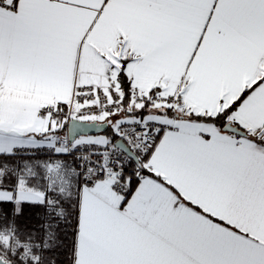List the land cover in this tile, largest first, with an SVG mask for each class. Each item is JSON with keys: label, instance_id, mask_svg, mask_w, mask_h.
Masks as SVG:
<instances>
[{"label": "snow or ice", "instance_id": "1", "mask_svg": "<svg viewBox=\"0 0 264 264\" xmlns=\"http://www.w3.org/2000/svg\"><path fill=\"white\" fill-rule=\"evenodd\" d=\"M0 264H264V0H0Z\"/></svg>", "mask_w": 264, "mask_h": 264}, {"label": "trees", "instance_id": "2", "mask_svg": "<svg viewBox=\"0 0 264 264\" xmlns=\"http://www.w3.org/2000/svg\"><path fill=\"white\" fill-rule=\"evenodd\" d=\"M34 215H35V211L34 210L26 209L22 222L28 221L30 218L34 217Z\"/></svg>", "mask_w": 264, "mask_h": 264}]
</instances>
